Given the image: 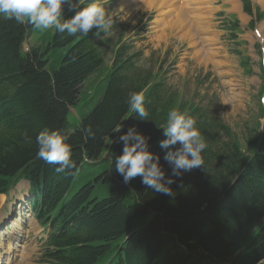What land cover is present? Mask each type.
Wrapping results in <instances>:
<instances>
[{"label":"trees","instance_id":"1","mask_svg":"<svg viewBox=\"0 0 264 264\" xmlns=\"http://www.w3.org/2000/svg\"><path fill=\"white\" fill-rule=\"evenodd\" d=\"M26 24L0 18V193L20 177L38 191L35 216L50 228L46 264H264V106L258 105L259 116L247 130L245 150L207 106L180 101L164 81L152 80L119 57L102 81H90L103 65L93 33L49 32L51 46L65 53L58 67L47 69L48 48L20 52ZM133 91L144 92L146 121L128 107ZM79 102L86 108L95 103L69 132L68 107ZM173 108L197 120L207 144L204 165L174 178L172 196L147 189L140 177L125 185L114 167L123 141L113 132L121 124L124 132L134 125L171 176L160 141L166 139L163 127ZM85 126L92 128L93 138L86 136ZM45 127L68 132L76 161L72 175L57 173L37 158L35 137ZM223 131L226 141L218 138ZM112 137L110 163L66 201L76 174L99 164L84 159H99Z\"/></svg>","mask_w":264,"mask_h":264},{"label":"rangeland","instance_id":"2","mask_svg":"<svg viewBox=\"0 0 264 264\" xmlns=\"http://www.w3.org/2000/svg\"><path fill=\"white\" fill-rule=\"evenodd\" d=\"M105 1H108L106 10L118 21L123 39L133 45L132 51L141 50L144 63L138 68L157 73V78L177 91L180 101L207 106L208 113L219 116L246 150L247 130L259 116L258 103L262 95H258L259 64L264 32L258 38L254 29H248L243 22L239 29L242 31H237L236 38L230 39L227 30L223 32L220 24L208 17V6H194L188 0L182 3L178 0H136L131 4L128 0ZM50 54L51 64L58 66L60 53L52 54L51 51ZM242 57H249L250 73L242 68ZM104 62L105 67L93 74L90 81H102L109 65V52ZM102 85L105 87V81ZM94 103L87 108L80 104L70 108L67 120L71 129L79 124L80 118ZM218 138L227 140L224 131ZM100 170L102 167L82 169L71 191ZM23 183L13 187L0 201L3 218L0 233L11 231L0 239V252L7 256L4 264H39L38 254L45 234L28 212L27 205L23 209L18 207V197L21 195L25 197L22 201H26L29 196L28 184ZM6 224L8 229L1 231ZM8 246L13 249L6 253Z\"/></svg>","mask_w":264,"mask_h":264},{"label":"clouds","instance_id":"3","mask_svg":"<svg viewBox=\"0 0 264 264\" xmlns=\"http://www.w3.org/2000/svg\"><path fill=\"white\" fill-rule=\"evenodd\" d=\"M0 0V18L15 20L17 24L31 25L36 29H54L58 34L74 37L77 34L87 36L93 29L95 35L108 32L113 24V15L97 0ZM71 13L65 17V8ZM127 104L131 112L141 121L149 119L145 107L143 91L129 94ZM124 125L117 126L114 133L120 132L119 141H123L122 152L115 157L114 167L123 176L125 185L136 177L140 183L153 192L172 196L170 187L186 172L204 165L202 153L207 147L206 141L197 127V120L187 112L173 108L168 111L160 147L165 149L163 159L171 166V176H166L160 165V157L149 151L147 138L131 126L126 132ZM88 138L95 136L90 126L84 127ZM69 134L61 128L45 127L35 137L36 156L49 165L55 166L57 173L72 175L76 161L72 158ZM113 157H111L112 160Z\"/></svg>","mask_w":264,"mask_h":264},{"label":"bare ground","instance_id":"4","mask_svg":"<svg viewBox=\"0 0 264 264\" xmlns=\"http://www.w3.org/2000/svg\"><path fill=\"white\" fill-rule=\"evenodd\" d=\"M19 198L20 199H22V196H19ZM3 199V195H0V201ZM19 201V200H18ZM2 213V212H1ZM4 234H7V233H4ZM3 235V233L1 234L0 233V237ZM18 245V244H17ZM12 250L13 249V246H11V248L9 247V248H7V250L9 251V250ZM10 250V251H11ZM12 252V251H11ZM11 254V253H10ZM13 254V253H12ZM2 257H1V259H0V263H2V261H5L7 258H5V257H7V256H5V255H1ZM15 261V260H14Z\"/></svg>","mask_w":264,"mask_h":264}]
</instances>
